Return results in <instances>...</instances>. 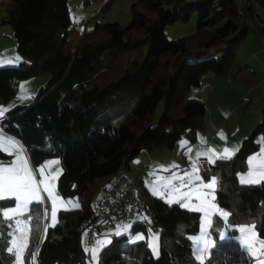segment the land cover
Instances as JSON below:
<instances>
[{
  "label": "trees",
  "instance_id": "obj_1",
  "mask_svg": "<svg viewBox=\"0 0 264 264\" xmlns=\"http://www.w3.org/2000/svg\"><path fill=\"white\" fill-rule=\"evenodd\" d=\"M253 2L264 8V0H242V6L239 0H136L126 25L96 22L79 35L67 0H8L3 21L12 27L20 61L0 67V102L15 95L20 80L38 72L49 76L31 103L6 112L0 128L23 145L34 167L58 158L56 191L80 205L59 210L58 223L46 233V200L30 205L26 264H92L80 234L82 220L96 211L95 197L123 175L116 176L118 171L129 170L142 149L172 148L184 135L193 142L205 130V105L189 96L190 89L206 74L225 77L255 27L264 36ZM193 12L195 32L169 39L164 26L188 21ZM263 132L264 110L232 158L205 167L203 175L219 180L215 202L228 210L227 225L253 223L264 243V181L241 184L237 177ZM10 160L0 151V163ZM141 190L140 184L145 215L133 219L129 229L144 239L130 244L126 234L114 236L100 252V264H200L190 237L199 229L201 213ZM14 201L0 200V264L15 261V252L5 250L14 220L3 219L1 211ZM218 224L211 227L217 239ZM149 230L158 231L159 256L148 245ZM230 254L246 255L233 238L217 240L205 264H225Z\"/></svg>",
  "mask_w": 264,
  "mask_h": 264
},
{
  "label": "rangeland",
  "instance_id": "obj_2",
  "mask_svg": "<svg viewBox=\"0 0 264 264\" xmlns=\"http://www.w3.org/2000/svg\"><path fill=\"white\" fill-rule=\"evenodd\" d=\"M134 1H136V0H87V1H85V0H67L70 14H71L72 18L74 19V22L77 23L78 28L80 27V30L77 28V30L79 31V35L83 32V30L84 31L92 30L96 22H101V23L118 22L121 25H126L130 20L131 6H132V3ZM9 9H10V6L8 4V0H0V67L16 66L19 64V61H20V57L16 52V40L13 37L12 27L10 24L5 23L3 21V18L6 17L7 10H9ZM195 28H196V13L193 12L190 15V18L188 21L178 20L173 24H166L164 26V31H165V33L169 39H173V38H177V37H184V36L191 35L195 32ZM48 76L49 75L45 72H38L32 77L20 80L17 84V90H16L15 95L6 102H0V109H2V108L11 109V108L15 107L16 105H27V104L31 103L33 101L35 95L37 94L39 88L47 80ZM161 112H162V107L160 106V108L157 112L158 117L161 114ZM0 134H2L4 137L14 138V137L6 134L5 132H3V130L1 128H0ZM187 142H188L187 136H185V135L182 136V138L176 142V149L175 150H177L179 147H181L183 144H186ZM19 145L22 148L23 155L27 158V155H26V152H25L23 145L21 143H19ZM166 150H167L166 148L162 149V150L159 148H155V149H152V151H146L145 149H142L140 151L141 155L147 156L146 159L149 162H151L153 165L150 164L151 166L149 167V172H147V173L138 171V169L134 170V173H130L131 176H133V177L138 176V178L141 179L140 184H141L143 190L148 189V192L154 194L153 189L158 188L161 192H164L165 195L163 196V198L165 199V201H167V199L169 198L167 195V189L164 187V185L166 183L171 181L172 185L179 187L181 182L179 180H177L175 177L182 176L185 172L191 174L193 172V167L199 168L198 162L196 161V159L194 157H192L194 154L192 152L189 153V155H188L189 159H188L187 163H185L184 167L177 168V169L175 168L172 170H169L168 168H166V166H164V168H162L161 164H158V161L160 159V155H162L163 152ZM19 152H20V149H12V154H9L11 156V160L7 163H0V164H3V165L10 164L15 159V156L17 154H19ZM146 153H148L149 155H147ZM161 159H163V158H161ZM28 165H29V168L33 171V174L35 176L37 183H39V181L41 179H45L46 182H49V176L52 174H55L57 169L61 170L58 158H49L46 161H44L43 163L39 164L38 166L33 167V169L31 168L29 161H28ZM42 166H45L44 167V173H45L44 176H42L40 174V172L38 171V169H40ZM199 172H200V168H199ZM119 173H120V171H118L116 174H119ZM199 176L202 178V180L204 182H207V180L210 179L213 175H200V173H199ZM56 180L57 179H55L54 181H50V184L53 187V191H54L55 195H57L60 198L56 202L57 208L59 210H61V209L73 207L72 206L73 203H76V202L72 198H63L62 196H60L57 193V191H56ZM187 182H188V178L186 177L185 183H187ZM198 183H199V181H196L194 178H192L191 179V187L190 188H182L181 191L182 192H189V191L191 192L192 203L188 209H190L191 207H196V206L204 207L205 211L209 214V218L211 219V222L213 223L214 221H216L219 223L218 226H220V228H219L218 234H217L218 239L215 238V236L211 232L212 226L207 229L208 238H211L215 242H217V240H219V233L224 232L227 234V237H228L226 240H230L233 238L239 244L241 249H243L247 252H250L257 257L258 256L257 248L262 249V244H264V243L258 238V235H257L255 228L253 229L255 235H254L253 241H252L253 242L252 251H249L246 247L243 246L245 234L240 232L241 226L253 225V223H247V224L239 225V226H236L234 228H232V226H230V225H227V220L229 219L228 210L220 207L215 202V200L211 201L212 203H214L216 205V208L213 209V208L209 207L208 205L201 204L200 200L197 199V197H201V199H203L202 193L197 191L196 187H195ZM40 188H41V196L43 197L44 200H46V203H47V215H45V210H43V212H44V215H43L44 228H45L48 225H50V223H51V207H52V204H51V198H49L47 196V193L43 191V185H40ZM208 191H209L208 189L203 190V192H208ZM143 194H146V193L144 192ZM214 195H215V193H214ZM158 196L161 197L160 195H158ZM172 198L175 199L176 197L173 196ZM13 199L15 200V198H13ZM208 199L211 200V197L209 196ZM15 204H16V201L13 205L5 207L1 211L3 212L4 210H8L10 208L15 207ZM97 205H98V202H97ZM205 211H199L201 213L200 222H199V229H198L197 233L192 235V237L201 235V225H202L203 217L205 216ZM220 212L228 213L227 217L221 215ZM57 214H58V212H57ZM21 215H23V214H21ZM21 215L14 218L13 228L16 227V224H15L16 219H19L21 221H28V219L25 216H21ZM144 215H145L144 213H138L134 219H137L140 217L143 218ZM219 221H222V224H220ZM29 226H30L29 221H28L27 225H24V224L21 225V227H27L28 229H29ZM121 228H122V226L116 225L115 229H114L115 232L112 231L113 228L111 230V232L113 233L112 235H110V232H108V233H103L99 236H96L93 244H91V245H87L86 233L83 230L81 231L80 243L84 249H86V248L89 249V251H86V252L88 253L89 261L92 264H97V262H94L92 260L91 251H90L93 247L96 246V242L98 240L102 241L105 239H110L111 243H112L113 237L117 236V235H115V233L117 231H119ZM232 229H235L237 232L231 235V233H229V231H231ZM156 233H158L157 230H149L148 235H147L148 245H149V238L152 237ZM122 234H126L128 236V241H129L133 236H135L137 234H143V233H141V232L140 233L139 232L133 233L130 231V229H128L127 232H122ZM17 235H19V233H17ZM28 238H29V235H28ZM226 240H220V241H226ZM27 243H28V240H27ZM111 243L107 244L105 247H107ZM215 245H216V243H215ZM105 247H103V248H105ZM191 247H192V251H193L194 250V242L192 239H191ZM103 248L101 249V251L103 250ZM100 252H99V258H98V264H100ZM210 252H211V250H209V252L204 255L203 264H205L206 258L209 256ZM14 264H15V261H14ZM23 264H26L25 260H24V253H23Z\"/></svg>",
  "mask_w": 264,
  "mask_h": 264
},
{
  "label": "crops",
  "instance_id": "obj_3",
  "mask_svg": "<svg viewBox=\"0 0 264 264\" xmlns=\"http://www.w3.org/2000/svg\"><path fill=\"white\" fill-rule=\"evenodd\" d=\"M239 4L243 5L242 0H239ZM252 5L255 14L262 21L261 24H264V8L261 4L255 2ZM189 96L200 99L205 105V130L198 131L196 140L193 142L187 137L188 142L177 150H175L176 143L172 148H166L167 150L160 155L158 164H161L162 168L166 166L169 170L182 168L189 159V153L192 152L194 153L192 157L199 164V173L203 175V169L213 164L208 162V157L198 155V153L207 152L208 149L223 151L225 148L237 151L241 141L251 133L252 129L262 119L264 110V36L259 28L255 27L243 38L236 51L234 63L225 77L218 78L213 74L204 75L200 80V84L190 89ZM257 141L259 148L247 157L246 167L238 174H247L249 171V158H255L257 154H260L261 158L264 159V132L257 136ZM189 148L191 151H189ZM146 157L139 152L130 160L128 171L134 173V170L138 169V171L144 173L149 172V167L153 164ZM27 161L33 169L34 166L30 163L28 156ZM253 162L258 165L257 171L261 170L259 167L261 162L255 159H253ZM122 173L121 169L116 176ZM237 177L239 180L238 175ZM138 179L141 181L140 178ZM144 191H148V189H144ZM101 196L102 194H99L93 201L96 211L99 209ZM161 198L163 197L161 196ZM31 204H29L27 211H23L21 216H25ZM114 229L113 232H115ZM111 234L113 233L111 232ZM243 252L252 258L253 264H260L261 261H264V249L257 248V257L245 250Z\"/></svg>",
  "mask_w": 264,
  "mask_h": 264
},
{
  "label": "snow or ice",
  "instance_id": "obj_4",
  "mask_svg": "<svg viewBox=\"0 0 264 264\" xmlns=\"http://www.w3.org/2000/svg\"><path fill=\"white\" fill-rule=\"evenodd\" d=\"M9 111L7 108L0 109V119L4 117L6 112ZM186 146V145H185ZM12 149H20L19 154L15 156V159L8 165L0 164V200L15 198L16 204L15 207L10 208L8 210H4L2 212V217L5 220H13L15 217H18L22 214L23 211L28 210L29 204L41 203L43 201V197L41 196V188L40 185H43V191L47 193V196L51 198V223L50 227H55L58 223L57 212L59 209L56 206V202L60 199L57 195H55L53 191V187L50 184V181H54L58 178L60 172L62 170L57 169L55 174L49 176V182H46L45 179H41L39 183H37L33 171L29 168L27 158L22 153V148L19 145V142L15 140V138L4 137L0 134V151L6 152L8 154H12ZM238 150V149H237ZM189 151L191 149L189 148ZM236 150L225 148L223 151H216L214 149H208L207 152L198 153V155H203L208 157V162L210 164H215L219 160H230L232 156L235 154ZM253 159L260 161V169L257 171L258 165L253 162ZM58 163V162H57ZM249 171L247 174H238L239 180L241 184H258L264 181V159L261 158L260 154H257L255 158H249ZM44 167L42 166L38 171L42 176H44ZM188 178V182L185 183V178ZM179 180L180 186L177 187L171 184V181L166 183L164 187L167 189L168 199L167 202L171 203H180L181 207L189 208L192 203L191 192H182V188H190L191 187V179L194 178L199 183L195 186L196 190L202 193L203 199L201 197H197L200 200L201 204L208 205L209 207L215 209L216 205L211 201L215 200V191L217 190V186L219 184V180L216 176H212L207 182H204L202 178L199 176V168L193 167V172L191 174L185 172L182 176L175 177ZM204 189H208V192H203ZM154 194L164 196L165 193L161 192L158 188L153 189ZM176 198L173 199L172 197ZM211 197V200L208 197ZM73 208H79V203H73ZM64 210H69L65 208ZM190 210L193 211H205L204 207L196 206L191 207ZM221 215L227 217L228 213L220 212ZM45 215H47V210H45ZM31 220V217L28 218V221ZM28 221H21L16 219L15 224L16 227L8 233L10 239L7 241L6 251L8 253L15 252V264H23V253L28 247V235L30 229L27 227H21L22 224L27 225ZM212 226L211 219L209 218V214L205 211V216L203 217L202 225H201V235L190 237V239L194 242V250L193 255L197 261H200V264H203L204 255L209 252V250H213L215 246V241L211 238H208L207 229ZM11 228L12 225H9ZM130 225H123L122 228L115 233V235L119 236L122 232H127ZM254 225L241 226L240 232L244 233V243L243 246L246 247L249 251L253 249V237L255 235ZM47 232V227L45 228V233ZM19 233V235H17ZM227 234L224 232L219 233V240H226ZM143 234H137L133 236L128 242L130 244H135L136 242L143 240ZM111 243L110 239L98 240L96 242V246L93 247L91 251L92 260L97 262L99 258V252L103 247L107 244ZM149 247L152 250L153 255L159 256V234L156 233L152 237L149 238ZM262 249H264V244H262ZM85 251H89V249H85ZM36 254L32 253L33 259H35ZM260 264H264V261H261Z\"/></svg>",
  "mask_w": 264,
  "mask_h": 264
},
{
  "label": "built area",
  "instance_id": "obj_5",
  "mask_svg": "<svg viewBox=\"0 0 264 264\" xmlns=\"http://www.w3.org/2000/svg\"><path fill=\"white\" fill-rule=\"evenodd\" d=\"M78 28V25H77ZM80 30V27L78 28ZM123 175L108 185L100 198L99 209L81 222L86 233V243L91 245L96 236L110 232L116 225H130L138 213L144 209L138 191V177L128 175L122 168ZM225 264H253L252 258L245 255L244 259L230 254Z\"/></svg>",
  "mask_w": 264,
  "mask_h": 264
}]
</instances>
